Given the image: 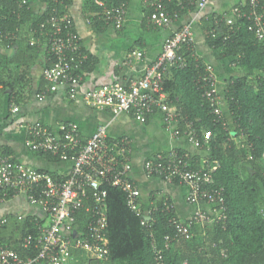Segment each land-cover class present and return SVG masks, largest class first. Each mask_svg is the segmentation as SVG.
Returning <instances> with one entry per match:
<instances>
[{
  "label": "built area",
  "instance_id": "obj_1",
  "mask_svg": "<svg viewBox=\"0 0 264 264\" xmlns=\"http://www.w3.org/2000/svg\"><path fill=\"white\" fill-rule=\"evenodd\" d=\"M52 1L62 5V0ZM216 1L145 0V3L152 8L149 23L165 29L180 19V11L185 7L194 6L197 11H202L209 3ZM258 1L249 0L247 11L241 8L245 2L235 6L231 12L232 17L226 18V24L234 25L235 18L247 19L251 23L248 29L254 32L256 39L264 41V10L258 8ZM166 3H174L177 9L170 13ZM98 4L105 7L103 2L99 1ZM58 12L54 8L48 19L39 25L38 36H32L29 41L31 46L43 43L50 55L51 63L42 73L47 86L45 91L36 95L38 100L45 99L47 94L56 93L63 87L68 99L75 100L81 93L87 106L110 110L114 115L126 113L145 119L156 111H162L163 123L171 128L173 136L184 138L196 148L208 146L210 139L206 135L199 137L194 123L183 115L180 108L171 109L167 106V94L164 91V80L170 72L187 66L181 51L185 49L193 52V21L185 23L164 40L160 54L146 68L141 78L125 85L113 83L82 91V75L79 70L86 56L82 52L81 38L68 13ZM104 17L113 28L121 30L125 23L126 6L122 4L105 8ZM143 56L141 51H132L126 64L140 62ZM204 65V74L198 78L199 88L211 113L219 121L223 110L217 77L210 64L204 62ZM13 111H17V108L14 107ZM179 125H183L184 129L180 130ZM25 146L36 153H50L61 162H69L71 165L67 175L54 178L46 171L0 155V204L7 200L10 193L12 196L24 195L28 203L39 206L47 216V224H35L37 236L29 235L22 242L24 248L34 243L38 248L37 256L22 259L14 250L0 246V264H70L73 251L83 252L91 260L107 261V192L104 186L122 190L126 194L128 207L142 216L141 224L146 226L149 222L151 211L142 213L138 202L141 192L130 177L131 149L126 138L109 139L106 127L99 126L83 141L78 126L68 122L60 124L57 133L45 126H30ZM190 160L192 157L189 153L171 150L143 162V172L147 177H156L167 183L176 180L187 189V203H203L211 207V212L196 211L188 222L172 217L169 223L174 227L175 235L172 238L165 236L166 241L188 238L193 227L225 219L224 190L215 186L211 177L219 167L218 162L206 159L199 168H192ZM82 210L89 214L85 233L75 229L76 216ZM165 210L173 211V206L166 205ZM6 223L7 219H3L0 226ZM152 249L155 261L162 264L161 251L156 248L153 240Z\"/></svg>",
  "mask_w": 264,
  "mask_h": 264
},
{
  "label": "trees",
  "instance_id": "obj_2",
  "mask_svg": "<svg viewBox=\"0 0 264 264\" xmlns=\"http://www.w3.org/2000/svg\"><path fill=\"white\" fill-rule=\"evenodd\" d=\"M40 1L44 4V12L33 14L27 0H0V48L5 49V53L0 52V113L4 100L16 108L28 103L30 70L38 55L37 45L29 44L30 38L38 36L39 25L48 19L54 8L58 13H67L71 2L62 0V5H58L52 0ZM99 1L105 7L100 6ZM244 2L241 8L247 11L249 0ZM122 4L126 5V0H84L83 13L95 31H102L111 26L105 21V8ZM165 5L170 13L177 9L174 3ZM258 8L264 10V0L258 1ZM232 9L226 16L200 19L207 47L217 61L235 70V75L232 74L225 83V113L222 107V118L218 121L202 98L198 78L204 74L205 65L202 59L195 58L192 51H181L187 66L172 70L171 78L164 80V91L170 94L171 99L178 98L177 107L194 123L199 137H203L205 131L216 136L210 138L206 157L219 164L211 177L214 185L224 190L225 219L204 226L201 231L193 227L188 238L166 241L165 236L172 238L175 235L169 220L177 217L168 198L152 199L150 206H143L141 199L138 200L142 213L151 211L150 220L144 226L141 224L142 216L128 207L126 194L118 188L104 186L107 192L108 260L82 257L84 264H157L152 240L161 251L162 264H264V41L256 39L254 32L248 29L251 23L247 19L235 18L234 25H227L226 18L232 17ZM195 10L194 6L185 7L180 11V18ZM151 13L152 8L146 5L145 20L154 27L149 23ZM46 51L44 68L51 63L47 47ZM88 64L87 59L80 64L81 75ZM43 84L39 93L46 89L44 79ZM179 127L184 129L183 125ZM207 147L201 148L206 150ZM0 155L12 159L9 150L0 151ZM36 155L51 162H61L50 153ZM190 156L191 167L199 168L200 161ZM47 173L54 178L61 177ZM173 183L179 184L176 180ZM10 197L11 193L7 199ZM166 205L173 206V211H166ZM88 221L89 214L80 211L76 216L75 229L85 233ZM4 230L5 227L0 226V236ZM18 230L19 233L9 239L0 237V246L14 250L22 259L35 258L38 248L34 243L24 248L22 242L29 235L37 236V225L32 219H26Z\"/></svg>",
  "mask_w": 264,
  "mask_h": 264
},
{
  "label": "crops",
  "instance_id": "obj_3",
  "mask_svg": "<svg viewBox=\"0 0 264 264\" xmlns=\"http://www.w3.org/2000/svg\"><path fill=\"white\" fill-rule=\"evenodd\" d=\"M244 1L218 0L209 3L202 11L187 12L168 28L158 29L148 25L145 20V0H126V18L122 29L116 30L112 26H107L102 31H95L83 13L84 0H71L67 13L72 18L74 29L81 38L83 54L89 61L87 70L82 73V91L113 83L125 85L141 78L146 68L160 54L164 40L185 23L193 21V52L203 62L213 67L217 83H219L220 95L221 87L230 78L229 70L216 60L207 47L200 19L218 15L226 16L233 6ZM27 2L33 14L44 12L45 7L40 0H27ZM37 47L38 55L30 70L31 93L28 103L17 106V111L14 112V107L9 106L4 100L3 110L0 113V151L9 150L14 161L37 170L67 175L71 165L69 162L48 161L25 146L30 126H45L57 133L60 124L74 123L78 126L83 141H86L99 126H104L109 139L124 137L130 143V177L140 189V201L143 206H150L154 199L168 198L174 206L176 216L183 222L190 221L196 211L211 212V207L206 204L187 203V189L183 185L150 178L143 172V162L146 159L171 150L187 152L197 157L202 165L207 159L206 150L192 146L182 137L173 136L171 128L163 123L162 111H156L150 117L148 116L149 119L136 118L126 113L114 115L110 110H99L87 106L82 100L81 93L75 100L68 99L63 87L45 99L38 100L36 95L44 87L42 73L46 64L47 51L43 43ZM4 50L0 48V52L5 53ZM132 51H141L144 56L142 61L128 65L126 60ZM167 77L169 80L170 74ZM166 94L167 106L178 109L176 105L178 98L171 99L170 94ZM3 219H7V223L3 225L5 230L0 237L5 239L17 235L18 226L26 219H32L35 224H47L44 211L39 206L28 203L24 195L12 196L0 204V221ZM207 225H198L195 229L199 228L201 231V228ZM71 254L70 264H84L82 257L85 256L75 251Z\"/></svg>",
  "mask_w": 264,
  "mask_h": 264
},
{
  "label": "rangeland",
  "instance_id": "obj_4",
  "mask_svg": "<svg viewBox=\"0 0 264 264\" xmlns=\"http://www.w3.org/2000/svg\"><path fill=\"white\" fill-rule=\"evenodd\" d=\"M226 68L229 70V71H228L229 77H230L232 74L235 75V70L233 69V67L228 68V67L226 66ZM227 77H228V76H227ZM218 84H219V83H218ZM224 88H225V84L221 87L219 97H220V99H222V101H223V110H224V113H225V103H224V98H223V95H224ZM203 134L206 135L209 139L212 138V137H216V136H214V133H211L210 131H205ZM208 134H209V135H208ZM82 254L86 257V254H85V253L82 252Z\"/></svg>",
  "mask_w": 264,
  "mask_h": 264
},
{
  "label": "water",
  "instance_id": "obj_5",
  "mask_svg": "<svg viewBox=\"0 0 264 264\" xmlns=\"http://www.w3.org/2000/svg\"><path fill=\"white\" fill-rule=\"evenodd\" d=\"M75 234H76V232L74 231V232H73V235H75Z\"/></svg>",
  "mask_w": 264,
  "mask_h": 264
}]
</instances>
